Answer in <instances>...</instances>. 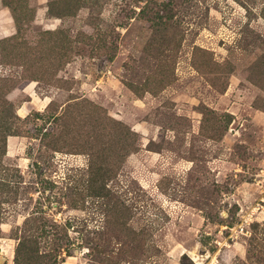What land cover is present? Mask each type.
Returning a JSON list of instances; mask_svg holds the SVG:
<instances>
[{"label":"rangeland","instance_id":"1","mask_svg":"<svg viewBox=\"0 0 264 264\" xmlns=\"http://www.w3.org/2000/svg\"><path fill=\"white\" fill-rule=\"evenodd\" d=\"M0 7V264H264V0Z\"/></svg>","mask_w":264,"mask_h":264},{"label":"crops","instance_id":"2","mask_svg":"<svg viewBox=\"0 0 264 264\" xmlns=\"http://www.w3.org/2000/svg\"><path fill=\"white\" fill-rule=\"evenodd\" d=\"M13 30V22L8 18L7 12L0 7V39L9 36Z\"/></svg>","mask_w":264,"mask_h":264}]
</instances>
